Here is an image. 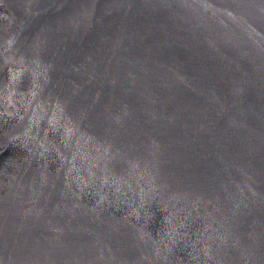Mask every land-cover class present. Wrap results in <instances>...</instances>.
Segmentation results:
<instances>
[{
  "label": "water",
  "instance_id": "1",
  "mask_svg": "<svg viewBox=\"0 0 264 264\" xmlns=\"http://www.w3.org/2000/svg\"><path fill=\"white\" fill-rule=\"evenodd\" d=\"M0 264H264V0H0Z\"/></svg>",
  "mask_w": 264,
  "mask_h": 264
}]
</instances>
